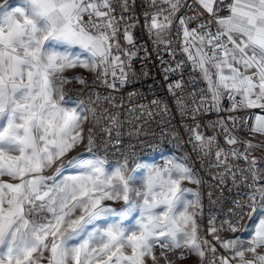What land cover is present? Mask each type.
Instances as JSON below:
<instances>
[{
	"label": "snow or ice",
	"instance_id": "snow-or-ice-1",
	"mask_svg": "<svg viewBox=\"0 0 264 264\" xmlns=\"http://www.w3.org/2000/svg\"><path fill=\"white\" fill-rule=\"evenodd\" d=\"M150 3L157 7L156 0ZM160 3L166 7L152 15L149 33L157 46L165 44L170 51L171 41L164 37L176 18L182 51L207 85L201 90L200 107L207 109L205 101L211 99L212 107L218 108L227 96L231 111L264 109V0H197L209 17L204 21L198 16H176L184 0ZM123 6L127 7V0ZM114 12L113 0L0 4V264H147L149 259L152 264H174L169 254L181 249L186 251H180L177 259L194 254L203 261L207 249L213 257L208 264H231L225 256L217 261V249L209 240L201 242L195 213L189 212L198 205L199 195L191 193L195 199H187L190 190L181 188L182 181H200L185 163L146 167L135 160V153L121 152V159L109 170L107 157L94 151L92 133L106 122L110 127L101 130L111 137L120 124L116 115L87 110L83 100L66 106L64 85L88 84L83 77L65 76L68 69L95 71V79L112 89L117 82H127L126 60L137 53L121 49ZM193 23L196 27H190ZM124 38L134 47L127 28ZM77 46L88 54L85 58L69 51ZM113 47L121 54H114ZM169 71L174 70L166 69V74ZM94 103L100 104L99 94ZM145 111L152 115L150 109ZM197 111L193 109V116ZM90 117L94 128L85 129ZM198 128L190 129V140L204 155H212L215 147L218 163L225 164L229 155H240L235 149L225 152L216 137H205ZM249 131L264 137V115L256 117ZM85 140L87 155L70 156ZM237 142L235 136L226 135V143ZM252 147L256 145L248 142L245 151ZM143 168L137 187L133 173ZM47 169L52 173L45 174ZM66 169L73 171L65 175ZM248 171L253 185L248 203L241 202L239 213H233L240 220L258 214L247 247L235 239L220 240L214 225L209 231L220 247L232 252V260L264 264V177ZM232 175L235 183L236 173ZM246 207L251 211L245 213ZM238 226L239 220L229 221L227 230L236 232ZM245 252L253 259H246Z\"/></svg>",
	"mask_w": 264,
	"mask_h": 264
},
{
	"label": "built area",
	"instance_id": "built-area-1",
	"mask_svg": "<svg viewBox=\"0 0 264 264\" xmlns=\"http://www.w3.org/2000/svg\"><path fill=\"white\" fill-rule=\"evenodd\" d=\"M115 5L114 15L120 31L117 40L122 50L136 52L137 55L126 60L124 68L127 74V82H117L115 89L109 88L102 80H96L95 71L82 70L78 77L88 81L85 86L77 81L64 85L66 98L77 102L84 101L87 110L95 108L98 112L106 110V115H116L120 124L112 132L111 137L101 129L110 127L108 123L94 128V120L90 117L85 123V129L94 128L93 138L96 141L94 151L101 157H107L108 162L115 166L121 159V152L135 153V160L140 162L144 158L169 149L182 158L192 170L200 183H195V192L199 195L198 205L192 209L195 213L196 223L200 230L201 242L207 239L217 249L216 259L220 256L230 257L232 252L220 247L219 242L213 238L209 229L213 225L219 230L217 235L220 240H229L237 237L244 230L249 220L245 215L242 220L238 215L241 202L248 203L247 197L251 193L252 179L249 169H252V161L242 155H229L225 163H218L215 156V147L212 155H204L199 149L193 147L196 143L190 140L197 129L205 137H216L219 147L227 153H231L235 144L226 143V135L229 133L241 142L239 133L242 126L249 136L256 137L258 142L264 141V137L249 129L256 124V117L264 115V109L239 108L231 111L232 101L227 96L221 98L219 107H212L211 99L205 101L208 108L200 107L201 90L207 87L201 79L198 71H194L186 54L182 51V32L178 34V22L173 17V23L169 33L164 37L171 41L170 48L165 44L157 46L156 37L149 33L151 17L161 8L166 7L156 0L157 7H153L150 0H113ZM187 4L194 5L188 10ZM221 7H223L221 5ZM147 14V19H146ZM198 16L200 21L208 19V14L197 3V0H184L176 16ZM224 14V13H222ZM162 20L163 17H160ZM190 27H196L193 23ZM132 36L133 45L128 44L124 38V29ZM115 44V41L113 42ZM114 54H121L115 51ZM123 58V57H122ZM180 64L182 66L178 67ZM169 71L167 74L165 70ZM167 75V78H166ZM108 82H112L109 76ZM177 83L181 88H175ZM170 85L172 88L170 89ZM100 96V104L96 105V95ZM111 97V99H106ZM240 99L239 96L236 97ZM183 103V107L177 101ZM156 101V104L152 102ZM199 109L193 116V109ZM145 109H150L152 115H148ZM235 121V123H234ZM227 129V132L224 129ZM119 133L120 143H116ZM87 144V141H86ZM115 145V147H113ZM116 149H120L117 151ZM244 170V171H241ZM233 173H236V181L233 182ZM247 176V180L241 177ZM223 177V182L220 181ZM258 186V185H257ZM251 211L245 208L244 212ZM239 220L236 232L228 231V222L236 223ZM206 255L203 261L199 257L196 264H208L212 254L205 249ZM170 253L174 263L179 255Z\"/></svg>",
	"mask_w": 264,
	"mask_h": 264
},
{
	"label": "rangeland",
	"instance_id": "rangeland-1",
	"mask_svg": "<svg viewBox=\"0 0 264 264\" xmlns=\"http://www.w3.org/2000/svg\"><path fill=\"white\" fill-rule=\"evenodd\" d=\"M3 2H4V0H0V4H2ZM10 2L13 5H15L17 3V0H10ZM59 50L62 51L60 49V47H59ZM81 68H83V67H76V68H73V69H70V70H75V69L79 70ZM64 75L65 76H69L70 72L66 71L64 73ZM66 102H67L66 106H68V107H74L76 105V102H74L73 100L67 99V98H66ZM83 127H85V124L83 125ZM253 138L257 141L256 137H253ZM257 143H264V141H261V142L257 141ZM85 147H86V140H85V145L78 147L76 151L70 153V156L71 155H76L77 152H84V154L87 155V153L85 152ZM245 149H246V146H245ZM254 153H256V149L250 148V149H248L246 151V154L243 157L247 156V159L252 161V156L254 155ZM101 158H103V157H101ZM167 161H176L178 163H185V161L182 158H180L179 156L174 154L169 149H165V150H162L161 152L152 154V155L144 158L143 160H141L139 163L142 164V165H145L146 167H151L153 165L163 166L165 164V162H167ZM107 167H108L109 170H111L114 167V165H112L110 162H108ZM252 169H253V164H252ZM72 171L73 170H71V169H66L64 174L68 175V174L72 173ZM145 171H146V168H143V169H137L133 173V175L136 177V180H137V183H136L137 187L140 186L139 181L142 179ZM51 173H52L51 169L45 170V174H51ZM181 188H185V189H189L190 190L189 193L185 194L187 199H195V197L191 195V193H196L195 192V183H192V182L187 181V180L182 181ZM192 209H193V207H190L189 208V212H192ZM180 251H186V250L185 249H181V250L177 251L176 255H179ZM155 255L159 259L160 250H159L158 247L155 250ZM198 260H199V257L193 254V255H188L185 259H182V260L178 259L177 263H174V264H196L198 262ZM147 264H152V261L150 259L147 260ZM161 264H162V262H161ZM235 264H239V259L238 258L236 259Z\"/></svg>",
	"mask_w": 264,
	"mask_h": 264
},
{
	"label": "crops",
	"instance_id": "crops-1",
	"mask_svg": "<svg viewBox=\"0 0 264 264\" xmlns=\"http://www.w3.org/2000/svg\"><path fill=\"white\" fill-rule=\"evenodd\" d=\"M60 49L63 51L64 47L60 46ZM69 51H71L73 54L78 53L82 59L87 56V54L85 52H83L78 46L69 49ZM82 70H85V68H81L79 70L78 69H75V70L68 69L67 71L70 72V75L68 77L78 76V74ZM239 136H240L241 142H237L234 145V149L238 153H240V155L244 156L246 154L245 146H247L248 142H251V144L256 145V147H252V148L256 149V153H254V155L252 156V161L253 160L256 161L255 166H253V170L258 171L260 176L264 177V147L259 146V145H262L264 143H257V141L252 136H249L246 133L244 126L241 127ZM4 179H7V177H5ZM257 221H258V214H253V218L249 219L247 221V223L244 227V230L241 232V234L237 237L232 238V239H235L237 241L242 242L243 246L247 247L248 241L251 239V236L253 234V230H254V227H255V224L257 223ZM231 257L232 256L229 257V259L231 260V264H235L236 259L232 260ZM245 258L251 260V259H253V255L251 253L245 252Z\"/></svg>",
	"mask_w": 264,
	"mask_h": 264
}]
</instances>
